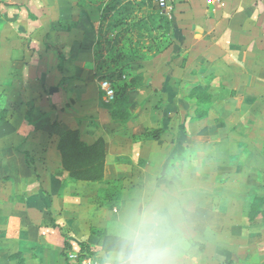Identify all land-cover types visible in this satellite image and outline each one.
<instances>
[{
	"label": "crops",
	"instance_id": "1",
	"mask_svg": "<svg viewBox=\"0 0 264 264\" xmlns=\"http://www.w3.org/2000/svg\"><path fill=\"white\" fill-rule=\"evenodd\" d=\"M30 3L0 0V175L9 189L0 264H74L69 255L87 249L116 262L93 229L118 237L129 210L153 202L182 220L173 264H235L240 253L254 261L264 0H169L171 42L135 63L124 119L110 114L93 70L98 27L74 29L48 65L46 29L31 20L39 8ZM68 129L86 143L103 138L102 182L73 181L62 168L56 144Z\"/></svg>",
	"mask_w": 264,
	"mask_h": 264
},
{
	"label": "rangeland",
	"instance_id": "2",
	"mask_svg": "<svg viewBox=\"0 0 264 264\" xmlns=\"http://www.w3.org/2000/svg\"><path fill=\"white\" fill-rule=\"evenodd\" d=\"M128 2L132 3L133 9L136 10V16L140 15V11H137L139 10L138 4L150 16L156 12L155 6L149 0H31L30 3L39 8L38 17L33 15L31 20H38L40 26L43 25L42 28L46 29V57L48 65L55 61L54 58L57 57V53L62 54V49L70 45V36L74 29L78 28V34L81 36L86 31V28H90L91 25L98 27V32L101 33L103 49L96 54L95 48V52H93V70L99 82L100 92L104 94L100 86L102 81L109 82L114 95L123 91L121 100L124 102L126 111H128L126 81L130 73L133 72L132 70L136 68L135 63L139 60L149 59L152 55L158 53L168 40V37L160 31L153 30L152 33H149L144 28L142 30L140 28L135 29L130 21L115 25L113 18L119 16L116 11L122 12L119 13L120 15L123 14L125 5ZM113 3L118 4L117 10L113 11L114 14L113 12L110 13L109 18L100 26L104 6ZM60 34L64 35L65 39L61 40L58 36ZM61 42L63 44L62 47L59 46ZM123 65H128V68L122 77L118 79L113 77L111 81L106 78V75L119 70ZM91 66V62L84 63L85 70L91 68ZM112 111L111 107V115ZM0 179H2L0 199H4L9 191L8 187L6 188L8 177L0 175ZM258 193H261V191H258ZM259 204L256 206L255 215H252L255 220V250H258L259 253L255 255L254 261L250 262L246 260L247 254L240 253L235 264H264V204L261 205V202ZM8 228L7 221H1L0 219V236H5ZM4 245L6 246L5 242ZM0 246H2L1 243ZM84 246L86 248L93 247ZM87 250L89 251V249ZM69 251L70 249L67 250V253ZM88 251L85 252L83 250L81 255L88 254Z\"/></svg>",
	"mask_w": 264,
	"mask_h": 264
},
{
	"label": "trees",
	"instance_id": "3",
	"mask_svg": "<svg viewBox=\"0 0 264 264\" xmlns=\"http://www.w3.org/2000/svg\"><path fill=\"white\" fill-rule=\"evenodd\" d=\"M151 2V0H149ZM152 3V2H151ZM117 3L106 4L102 10V16L100 26L104 21L109 18L110 13L117 10ZM140 15L136 16V10L133 9L132 3L128 2L125 5V12L123 14L120 11H116L117 18L114 17V24L119 25L126 21L133 23L136 28H144L149 33L153 30L162 32L168 37L167 42L160 51L166 48L170 40V31L172 28L171 22L167 16L161 11L156 9L154 15H148L145 13L140 5ZM114 14V12H113ZM96 54L98 51H102L101 33L98 32V40L96 43ZM158 51V52H160ZM157 54V53H156ZM97 56V55H96ZM128 65H123L119 70L113 71L106 75V78L111 81L113 77L115 79L122 77L127 70ZM198 88V87H197ZM123 91L116 93L112 101V115L119 118H127L129 116L128 111L125 110L124 102L121 100ZM198 97V95H196ZM119 97V98H118ZM204 100H208V95L204 92L202 94ZM199 99V97H198ZM201 103V99H199ZM199 106V103H198ZM57 150L61 155L62 168L68 173V176L73 181H88V182H102L104 180V163H105V143L102 137H98L92 143H86L82 141L81 135L78 129L65 130L58 138L56 144ZM101 240V249L105 252H118L119 251V237L108 235L102 229H93L92 231ZM96 253H91L95 255Z\"/></svg>",
	"mask_w": 264,
	"mask_h": 264
},
{
	"label": "clouds",
	"instance_id": "4",
	"mask_svg": "<svg viewBox=\"0 0 264 264\" xmlns=\"http://www.w3.org/2000/svg\"><path fill=\"white\" fill-rule=\"evenodd\" d=\"M117 235L116 264H173L182 243V220L174 206L153 202L129 210Z\"/></svg>",
	"mask_w": 264,
	"mask_h": 264
},
{
	"label": "built area",
	"instance_id": "5",
	"mask_svg": "<svg viewBox=\"0 0 264 264\" xmlns=\"http://www.w3.org/2000/svg\"><path fill=\"white\" fill-rule=\"evenodd\" d=\"M151 2L157 10L161 11L168 18L171 17L172 6L169 3V0H151ZM100 86L104 92L105 97L110 101L113 100L114 92L110 87L109 82L102 81L100 83ZM69 256L74 264H116V262L106 258L102 259L98 255H81L79 252H76L74 254H70Z\"/></svg>",
	"mask_w": 264,
	"mask_h": 264
}]
</instances>
